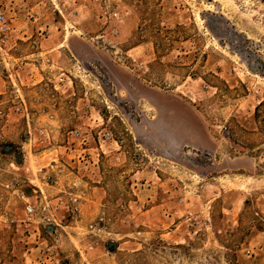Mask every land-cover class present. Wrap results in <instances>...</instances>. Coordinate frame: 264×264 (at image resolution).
Instances as JSON below:
<instances>
[{"label": "rangeland", "instance_id": "374dc122", "mask_svg": "<svg viewBox=\"0 0 264 264\" xmlns=\"http://www.w3.org/2000/svg\"><path fill=\"white\" fill-rule=\"evenodd\" d=\"M18 1L0 264H264V0Z\"/></svg>", "mask_w": 264, "mask_h": 264}, {"label": "crops", "instance_id": "0c3cea01", "mask_svg": "<svg viewBox=\"0 0 264 264\" xmlns=\"http://www.w3.org/2000/svg\"><path fill=\"white\" fill-rule=\"evenodd\" d=\"M16 4H21L20 6H22L20 7V11H21V20H22V23H24L22 28L24 29L26 28L27 25L30 24L31 29L34 30V28L36 27L35 25L39 24V18H40V17H36L35 14L43 15L45 12H47L45 11L47 8V5L44 0H28L27 2L26 0H20L16 2ZM28 16L32 17L34 20H30L26 22V19ZM41 23L44 24L43 22H40V24ZM49 28L51 29V27ZM24 34H28V33L26 32ZM24 34L22 33L19 35L23 37ZM66 40H67V37L65 38L63 42L65 43ZM82 42L83 41L79 40L78 38H74L72 41L69 42V45H68L69 49L76 55V57L79 60H81V45H84ZM69 89H70V86H69ZM1 90H2V86H0V92Z\"/></svg>", "mask_w": 264, "mask_h": 264}, {"label": "built area", "instance_id": "2783aa9c", "mask_svg": "<svg viewBox=\"0 0 264 264\" xmlns=\"http://www.w3.org/2000/svg\"><path fill=\"white\" fill-rule=\"evenodd\" d=\"M11 34V29H10V22L7 19L5 13L0 12V36L3 38V42L8 41V37ZM7 76V78H12L11 75H8L7 73H1L0 77H5ZM14 88H16V85H14ZM20 90L17 89L16 92H19ZM20 104V103H19ZM18 111L22 112V105L20 104L19 107L17 108ZM107 137L110 138L111 135L107 134Z\"/></svg>", "mask_w": 264, "mask_h": 264}]
</instances>
